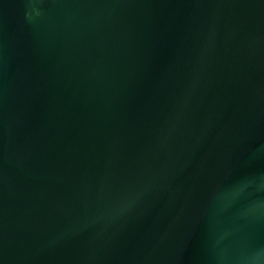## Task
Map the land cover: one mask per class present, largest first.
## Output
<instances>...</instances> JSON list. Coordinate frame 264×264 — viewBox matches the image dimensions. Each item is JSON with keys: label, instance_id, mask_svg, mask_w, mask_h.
<instances>
[{"label": "water", "instance_id": "obj_1", "mask_svg": "<svg viewBox=\"0 0 264 264\" xmlns=\"http://www.w3.org/2000/svg\"><path fill=\"white\" fill-rule=\"evenodd\" d=\"M0 264H264V0H0Z\"/></svg>", "mask_w": 264, "mask_h": 264}]
</instances>
